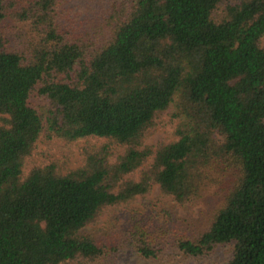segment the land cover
I'll return each mask as SVG.
<instances>
[{
    "label": "trees",
    "instance_id": "1",
    "mask_svg": "<svg viewBox=\"0 0 264 264\" xmlns=\"http://www.w3.org/2000/svg\"><path fill=\"white\" fill-rule=\"evenodd\" d=\"M165 115L175 140L144 146ZM42 139L83 143V165L26 175ZM155 185L166 223L122 216ZM212 191L203 229L176 216ZM220 249L264 264V0H0V264Z\"/></svg>",
    "mask_w": 264,
    "mask_h": 264
},
{
    "label": "rangeland",
    "instance_id": "2",
    "mask_svg": "<svg viewBox=\"0 0 264 264\" xmlns=\"http://www.w3.org/2000/svg\"><path fill=\"white\" fill-rule=\"evenodd\" d=\"M176 122H172L168 115H165L162 121L159 123L154 130L147 133L144 139V146H154L159 143H170L175 140L174 133L176 131ZM90 145L95 148L102 146L105 141L93 139L89 141ZM83 143L67 145L61 141L55 140L47 142L42 139L36 150L33 152L31 158H29L25 163V174L35 166L56 164L59 172L61 174H66L70 171L80 168L83 165V157L81 154V149ZM138 177V174H136ZM206 197V201L203 206L197 207L190 212L183 209L177 211L176 216L180 219H184L187 215H190L192 226L191 228H201L208 223L210 213H215L218 208L222 205L224 200L222 193L212 191ZM173 202L170 199L164 198L158 186H153L150 194L144 198L138 199L129 210L122 213V216L126 214L138 213L140 215L150 216L153 220L159 219L161 222L166 223L169 219L167 215L168 210H171ZM175 212V211H174ZM175 216V214H174ZM109 217L106 216L102 219L101 223L104 224L108 222ZM174 224V223H173ZM99 226V228H103ZM226 250L220 249L215 255L206 260H188L182 263L173 264H222L226 258ZM178 262V261H177ZM103 264H155L152 262H146L144 260H139L131 256V254H121L115 261L109 260Z\"/></svg>",
    "mask_w": 264,
    "mask_h": 264
}]
</instances>
